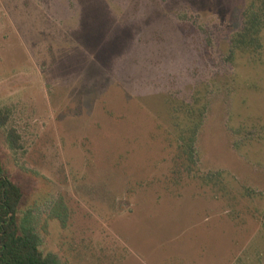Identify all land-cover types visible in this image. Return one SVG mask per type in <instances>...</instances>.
<instances>
[{
  "label": "rangeland",
  "instance_id": "374dc122",
  "mask_svg": "<svg viewBox=\"0 0 264 264\" xmlns=\"http://www.w3.org/2000/svg\"><path fill=\"white\" fill-rule=\"evenodd\" d=\"M263 10L0 0V162L45 256L264 264Z\"/></svg>",
  "mask_w": 264,
  "mask_h": 264
},
{
  "label": "trees",
  "instance_id": "16d2710c",
  "mask_svg": "<svg viewBox=\"0 0 264 264\" xmlns=\"http://www.w3.org/2000/svg\"><path fill=\"white\" fill-rule=\"evenodd\" d=\"M246 25L245 34L240 35L243 41L258 33L261 26L264 28V12L248 15ZM6 119L0 112L2 125ZM19 140L17 132L12 130L9 141L13 149L19 148ZM23 197L21 188L6 177L0 162V264H59L56 257L41 252L39 237L26 223H21L19 211Z\"/></svg>",
  "mask_w": 264,
  "mask_h": 264
}]
</instances>
